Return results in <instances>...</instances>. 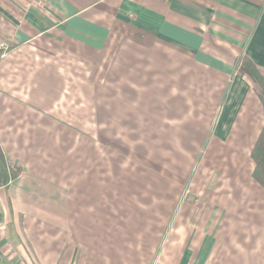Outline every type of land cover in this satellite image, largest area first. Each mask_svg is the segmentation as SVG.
Segmentation results:
<instances>
[{"label":"crops","instance_id":"obj_1","mask_svg":"<svg viewBox=\"0 0 264 264\" xmlns=\"http://www.w3.org/2000/svg\"><path fill=\"white\" fill-rule=\"evenodd\" d=\"M6 40L0 264H264V0H0Z\"/></svg>","mask_w":264,"mask_h":264},{"label":"trees","instance_id":"obj_2","mask_svg":"<svg viewBox=\"0 0 264 264\" xmlns=\"http://www.w3.org/2000/svg\"><path fill=\"white\" fill-rule=\"evenodd\" d=\"M1 55V52H0ZM239 75L248 77L258 91V97L261 101L264 110V80L255 70L249 68L245 61L239 64ZM243 68H246L247 73L242 74ZM254 168L252 172L253 180L264 189V126L257 138V141L251 152ZM20 170L13 166L4 156L0 147V186H6L11 180L15 179Z\"/></svg>","mask_w":264,"mask_h":264},{"label":"rangeland","instance_id":"obj_3","mask_svg":"<svg viewBox=\"0 0 264 264\" xmlns=\"http://www.w3.org/2000/svg\"><path fill=\"white\" fill-rule=\"evenodd\" d=\"M187 161H188L187 170L192 173V177H191V175H189V177H188V185H189L192 182L194 175H196L198 173V171L200 170V168L202 167L203 159L187 160ZM192 161H196V162L193 164ZM212 173H213L212 172V165L209 162L207 168L204 170V175H203L204 179L202 181L206 182ZM187 196H188V192L185 191V193L183 194V197L186 198Z\"/></svg>","mask_w":264,"mask_h":264},{"label":"built area","instance_id":"obj_4","mask_svg":"<svg viewBox=\"0 0 264 264\" xmlns=\"http://www.w3.org/2000/svg\"><path fill=\"white\" fill-rule=\"evenodd\" d=\"M9 49H10V43L7 40L0 43V52H1L0 57H2Z\"/></svg>","mask_w":264,"mask_h":264}]
</instances>
